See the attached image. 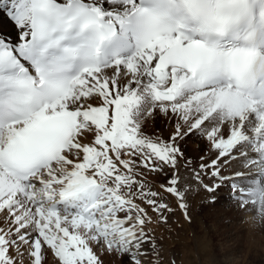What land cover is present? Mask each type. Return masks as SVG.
Returning a JSON list of instances; mask_svg holds the SVG:
<instances>
[{"label": "snow or ice", "instance_id": "6c2138e0", "mask_svg": "<svg viewBox=\"0 0 264 264\" xmlns=\"http://www.w3.org/2000/svg\"><path fill=\"white\" fill-rule=\"evenodd\" d=\"M0 21V264H158L172 209L148 175L187 219L194 135L216 152L197 190L238 158L258 170L232 195L264 216V0H0ZM157 110L166 137L145 133Z\"/></svg>", "mask_w": 264, "mask_h": 264}, {"label": "rangeland", "instance_id": "374dc122", "mask_svg": "<svg viewBox=\"0 0 264 264\" xmlns=\"http://www.w3.org/2000/svg\"><path fill=\"white\" fill-rule=\"evenodd\" d=\"M157 133L158 131L152 136H158ZM186 157L189 163L190 157L188 155H186ZM184 165L185 162L181 161L182 168ZM226 167L225 169L229 171V166ZM237 168L240 169L241 166ZM180 176L182 177L181 189L183 190L186 182L183 180L184 177L182 175ZM151 185H153L154 191L160 193V201L167 203L172 209V212L168 214L167 224L156 223V227L153 229V234L157 243V251L159 252L158 264H170L172 260L175 261V264H260L255 259L258 255L261 256V260H263L264 216L255 227H251L256 234V244L258 243V245H256L257 248H255V251L257 253L253 252L254 254L252 253L250 257H246L247 259L244 261L242 260L241 262V258L244 255V249L239 244L243 243L244 239H242L241 242H237L235 239L239 240L240 237L238 238V235L242 232L244 233L247 228L243 225L245 222V219H243V212L241 213L239 210H236L237 207H239L238 199L234 198V200H227L225 202H216V200H213L211 197L195 199V201H193L194 203L197 202L198 204V202H203L209 203L210 205L204 206V210L195 217L196 221L193 223L195 227L193 230H189L188 228L183 227L180 223L181 216L179 213H181L182 209L180 210L178 207L177 198L175 196L172 198L173 195L160 190L153 181L151 182ZM224 188L225 186L220 188L219 191H217V194L222 195V193H224V195H228V192L226 191L227 188ZM186 200L187 199L185 198L184 202L187 204V212L189 213V203L192 201L189 202ZM234 210H236V217H232ZM201 214H206L205 216L208 217L204 223L200 220ZM210 233L213 234L211 239ZM145 259L146 261H152L154 256L149 254ZM233 259L235 260L233 261ZM122 264H128V261L125 259Z\"/></svg>", "mask_w": 264, "mask_h": 264}, {"label": "bare ground", "instance_id": "6f19581e", "mask_svg": "<svg viewBox=\"0 0 264 264\" xmlns=\"http://www.w3.org/2000/svg\"><path fill=\"white\" fill-rule=\"evenodd\" d=\"M0 32H8V33H11L13 36H15V31L12 28V26L6 22H3V21H0ZM175 123H176V120L173 117L166 116L163 112H160L159 110H157L155 112V114L145 122L144 130H145V133L147 135H150V136L154 135L155 132L158 131V133H157L158 136L166 137L172 130H174ZM191 148H197V149H202V150L191 151ZM186 155H188L190 157V161L188 164H185L183 166V168L180 167V175H182L184 177L183 180L186 182V185L190 186L189 190L187 191L185 198L189 202L190 201H192V202L189 203L190 204V206H189L190 212L189 213L187 212L188 213L187 219L184 216L183 209L182 210L180 209L181 213H179V214L181 216V219H180L181 225L185 228H188L189 230L190 229L193 230V228L195 227L193 223H195V221H196L195 217L197 215H199L202 210H204L203 209L204 206L210 205L209 203H203V202H198V204H197V202L194 203L193 201H195V199H197V198L203 199L204 197H208V198L214 197V200H216V202L217 201H224L225 202L227 200H232V198L228 196L229 194L224 195V193H222V195H220V194H217L218 193L217 191H219V189L224 187L226 184H231V180L225 179L224 176L227 174L229 175V174H232L236 171H239V168H237V167H240V166L242 167V162L237 158L235 160L230 161L227 164H222L221 170H220L221 177H218L216 180H212V179H209L206 177L204 180L205 183H208V184L220 183V185H221L215 193L210 194V193L203 191V189L197 190L198 185L192 179L191 171H192V169H198L199 165L203 162V161H201V159L199 157H201V156L204 157V161H209L215 157L216 152L212 148V145L206 139L203 140L201 143L198 140L197 136L194 135L190 139H188V141H187ZM226 166L230 167V169L228 167L229 171H227L225 169ZM231 166H232V168H231ZM250 169L251 168H248V169L242 168L240 170L246 172L247 170H250ZM167 176H168L167 172L161 173V174L153 173V174L148 176V179L150 182L153 181L158 186V188L160 190H162L160 188V185H162V184L166 185L168 183ZM221 178H223V179H221ZM223 195H224V197L222 198ZM173 197L174 196H172V198ZM236 210L237 211L239 210V212H241V213L243 212V219H245V222L243 225H245V228H247V230L244 231V233L242 232L238 235V238L240 237L239 240L235 239V241H237V242H241L242 239H244L243 243H241V244L238 243L244 249L243 250L244 255L241 258V262H242V260L244 261L245 259H247L246 257H250L253 252H256L255 248H257L256 245H258V243L256 244V237H255L256 234H255L254 230L251 229V227L252 226L255 227L256 224L258 222H260V220L262 219L263 216H261L260 213L257 211V209L253 205H251L250 203L244 208L237 207ZM236 210L233 211L232 217H234V216L236 217ZM205 215L201 214L200 215L201 218L199 217L203 223L206 222V219L208 218ZM149 227L153 230L156 227V223L154 222L153 224L149 225ZM197 231H198V229H197ZM213 234H214V232H213ZM213 234L210 235V239L213 237ZM234 256H237V255H234ZM233 258H235V257H233ZM103 259H104L105 264H122L125 260V259L121 258L120 256H104ZM255 259L260 264H264V262H263L264 258H263V260H261L262 259L261 256L258 255L255 257ZM148 260H149V258H148ZM234 260L235 259H233V261ZM47 264H54V258L51 256L50 253L48 254Z\"/></svg>", "mask_w": 264, "mask_h": 264}]
</instances>
